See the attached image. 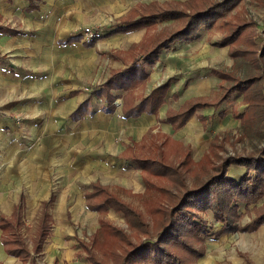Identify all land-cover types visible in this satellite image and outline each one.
<instances>
[{"label":"crops","instance_id":"obj_1","mask_svg":"<svg viewBox=\"0 0 264 264\" xmlns=\"http://www.w3.org/2000/svg\"><path fill=\"white\" fill-rule=\"evenodd\" d=\"M8 1L12 3L18 0ZM20 1L24 10L32 13L40 11L45 0ZM58 1L66 4L65 0ZM57 4L60 8L63 6L61 3ZM86 5L91 11L99 6L89 3ZM128 12L120 15L114 22L97 26L100 38L96 41L83 40L80 32L57 24L56 20L64 18L61 16L51 17L50 22L42 25L44 34L34 35L32 30L0 26V77L5 82L4 91L0 89V264H30V260L36 264H93L88 258V249L100 259L112 263L114 259L110 250H105L107 245L100 241V252L97 242L93 243L94 237L100 232L102 219L118 227H125L105 218L110 210L116 211L113 208L104 213L105 217L100 210L91 209L87 193L93 190L95 182H99L141 210L121 192L145 196L143 171L137 166L144 185V190L141 191L133 190L123 180L109 184L95 176L87 182V177L82 174L87 175V170L95 168L99 163L96 159L101 156H112L122 161L120 168H131L127 164L135 162L129 156L133 153L140 155L141 147L145 146L142 155L147 156L157 150L155 144L149 148L153 135L162 138V141L156 140L160 145L168 138L170 143L177 146V150L182 149L177 157L172 152L171 159L175 160L185 151H190L192 155L195 136L202 135L204 131L207 136L202 157L210 152L214 135H219L216 130L218 128L215 129L216 117L224 119L228 115L223 104L233 95L217 106L209 104L199 107L183 124L173 125L169 115L178 113L196 100L216 102L222 89L215 99L191 94L182 97L183 102L179 107L170 105L171 97L177 98L179 92L177 72H170V64L178 62L181 67H186L188 51L180 52L177 57L169 56L167 52L171 46L164 47L153 58L155 60L150 62L143 54L147 49L137 46L149 28L120 33L100 30L105 25L119 23ZM72 20L75 25L73 29H78L77 22ZM136 32H141V37L130 40L131 43L124 48L107 42L105 50H100L97 46L100 40L104 42L109 38L118 42L120 36ZM20 37L24 38L23 45L16 47ZM28 42L30 45L24 46ZM217 42L219 41L214 44L217 45ZM164 60L168 70L162 76L163 71L159 67ZM133 65L136 66L133 69L136 71L134 80L129 79L130 73L122 75L123 71ZM185 69L182 68L181 71H186ZM124 77L126 78L121 79ZM173 77L165 92L164 101L157 108L138 105L154 89ZM129 80L133 82L130 86ZM141 84H144L145 91L138 96L141 89L139 91L137 85ZM22 89L31 93L32 101L25 98L18 100L22 96ZM134 89L137 94L135 103L123 102L122 94ZM3 96L6 101H3ZM118 98L122 99L121 103ZM246 106L247 104L244 109ZM238 108L231 107L229 114L241 121L235 114L245 110L243 107ZM18 113L30 116L31 119H26L28 132L17 127ZM71 124L75 129L69 128ZM100 130L105 132L104 137L99 136ZM71 155H75V158H71ZM192 159L194 160V155ZM103 166L106 165H101L100 168ZM229 168V174H239L233 176L235 178H240L245 172L242 166L233 164ZM81 180L87 182V188L81 191L74 189L73 183L77 184ZM96 213L99 218L92 221L91 216L96 217ZM75 217L82 219L78 224H83L82 230L85 231L90 230L88 226L97 221L94 231H87V239L79 237ZM44 218H47V234L38 252L35 245ZM124 220L127 225L126 218ZM3 224L7 225L4 227ZM221 227L220 223V228L210 233L212 236L201 237L197 249L202 254L191 264H264V224L256 230L217 234ZM16 235L21 237L30 251L25 261L12 253L13 245H6ZM71 236L73 240L66 242V237Z\"/></svg>","mask_w":264,"mask_h":264},{"label":"trees","instance_id":"obj_2","mask_svg":"<svg viewBox=\"0 0 264 264\" xmlns=\"http://www.w3.org/2000/svg\"><path fill=\"white\" fill-rule=\"evenodd\" d=\"M241 1L217 0L206 6L195 7L191 10H182L179 7L155 10L149 6L150 10L148 12L138 13V10H135L134 14L127 15L119 23L105 25L100 30L104 32L106 30L119 33L130 32L140 28H151L163 20L182 18L184 22L176 30H170L171 32L159 41L154 39V42L150 43L148 47L145 48L144 46V49L147 50L143 54L146 59L153 62L155 60L153 58L157 57L164 47L171 46L179 40L187 43L194 41L202 26L213 27L217 25L222 17H226ZM240 18L236 20L235 27L230 30V33L221 37V41L217 42V45H232L233 50L231 52L235 58H248L260 70L257 73L252 72L248 76H240L223 68L222 70L213 68L212 71L217 76L226 77L231 81L229 86L223 85L218 100L216 102L196 100L194 103H189L187 107L178 113L169 115L168 118L173 125L180 126L199 107L209 104L217 106L230 98L231 95L241 94L247 106L244 109L245 111L235 115L241 119L244 126L248 127L246 129L255 130L256 135L261 139L262 145L257 146L247 154L226 156L216 165L215 172L210 177L195 186H188L184 183L185 170L182 169L192 160L191 152L185 151L178 159H171L172 152H175L178 156L182 149L177 150V146L170 143L168 138L163 144L156 145L157 150L148 156L134 153L130 155L129 157L135 162L136 166H139L143 171L146 195L152 194L153 190H159L171 197V199L169 198L170 201H166V204L161 200H158L157 204H153L152 200L147 203L149 214L153 217L152 225L145 214L131 202L123 200L117 193L109 190L107 186L95 182L92 185L93 190L87 193L91 209H98L104 215L110 208H113L126 218L128 225L136 229L138 235L135 240L129 235V230L113 225L106 219L101 220L100 232L94 237L93 243L97 242V245L101 241V243L106 244L105 250H110L109 253L117 264H188V262L191 264L202 254L201 250L198 251L197 249L198 241L202 236H208L211 233L207 220L202 218L200 212H213L215 219L222 226L217 234L256 230L260 224L264 223V212H261L249 223L241 224V226L235 224L238 213L237 208L241 203L248 207L256 204L264 197V36L263 40L258 43L250 30V26L255 24L254 21H240ZM262 30H264V27ZM237 44L240 45L237 46ZM136 62L137 60L135 64ZM134 65L123 71L122 75L126 76L130 73L129 79L134 80L136 75V71L133 70L136 67ZM173 79L174 77L170 78L164 85L154 89L138 105L150 106L153 109L157 108L164 101L165 92L169 89ZM132 80H129L128 86L133 84ZM217 139L218 134L214 135L210 150L214 147L220 148ZM233 164L245 168V172L240 178H235L229 174V167ZM146 172H150L149 174H154L157 177L179 176V185L183 189L175 192L163 185L156 187L146 176ZM6 225L3 224L4 227ZM11 225L14 227L13 224ZM46 231L47 218H44L35 245V250L38 252L47 234ZM99 236L101 237L99 238ZM10 244L14 247L11 250L13 254L20 256L24 261L29 257L30 251L20 236L11 237L6 242L7 246ZM88 258L91 259L93 264H114V261L111 263L100 259L96 253L89 249ZM30 261V264H36L35 261Z\"/></svg>","mask_w":264,"mask_h":264},{"label":"rangeland","instance_id":"obj_3","mask_svg":"<svg viewBox=\"0 0 264 264\" xmlns=\"http://www.w3.org/2000/svg\"><path fill=\"white\" fill-rule=\"evenodd\" d=\"M65 3L62 1L59 2L58 0H45L42 2L41 10L40 11H33L32 13H27L23 7L22 1H12L10 3L8 0H0V26L1 27H14V28H23L27 31L32 30L34 32V35L37 34H44V29L42 25L47 24V21H51V17H64L61 19L56 20V23L62 26H67L68 29H72L71 31H77L82 34L83 40L91 41V39H94L96 41L99 39L100 32L97 30V26L103 25L102 23L108 22H114L119 18L120 15L125 13L126 11H129L126 15L134 14L135 10H138L137 12H148L151 9H162V8H181L182 10H191L195 7H203L208 4H210L212 1L217 0H65ZM263 0H242L240 3H238L235 8H233L226 17H222V19L217 23V25L213 27H204L202 26L201 29L198 31L196 35V39L192 41L190 45L187 44L185 41L179 40L175 44H172L170 47V50L167 52V54L178 56L180 55V52L182 51H188L187 57V66L181 67V63L176 62V64H173L171 62V69L170 72L176 70L178 83H179V92L178 97L170 99V105L173 107H179L180 104L183 102L182 97L190 96L191 94L194 95H202L205 97H209L212 99H215L218 97L221 89H223V85H230L231 81H229L226 77H220L213 73L212 69H220L222 70H228L231 73L234 72V74H239L241 76H248L252 72L257 73L260 69L257 68L254 63L248 58H235L232 54L233 46L229 45H221V47H218V45H215L214 43L216 41H221V37L225 34L230 33V30H232L235 27L236 20L240 18V21H254L255 24L250 26V30L253 33V37H255L256 41L259 43L263 40L264 36V1ZM190 2V3H189ZM51 3V4H50ZM57 3H61V8ZM87 3L93 5L97 4L98 7L94 8L92 11L91 9L88 10ZM22 5V6H20ZM66 6V7H65ZM150 6V7H149ZM72 19H75L78 25V29L74 28V23ZM184 20L181 19H167L163 20L162 22L157 23L156 25H153V27L149 28L147 33H145L142 37V41L137 45L139 48L141 47H148V45L152 42H154V39H157L158 41L162 39L165 35L170 33V30L177 29L182 25ZM31 32V31H30ZM142 33L136 32L133 35H127V36H120V38L117 39L118 42L113 41L112 39L105 40L104 42L101 40L98 42V45L100 50L106 48V44H113L117 46H123V48L131 43L130 40H133L134 38L141 37ZM32 36L33 35H28ZM19 42H17L16 47L21 46L23 43L22 37ZM31 39V38H28ZM107 42V43H105ZM105 43V44H104ZM103 44V45H102ZM30 45L29 42L25 43L24 46ZM240 44H237L239 46ZM236 46V47H237ZM238 48V47H237ZM143 49V48H142ZM175 54V55H174ZM104 61V59H102ZM166 60V59H165ZM162 61L160 64L159 69L163 71L162 76L164 75L166 69L167 62ZM102 61V62H103ZM173 61V59L171 60ZM168 65V66H170ZM182 68H186V71H181ZM23 78L25 76H22ZM0 82V89L4 91L5 82L2 81L3 78H1ZM139 88L138 90L141 91L138 93V96L140 94H143V91H145L144 84H141L140 86L137 85ZM137 88V87H136ZM135 90L130 91L128 93H123L124 96L123 102L126 103H135L137 98V94H135ZM147 91V90H146ZM22 96L18 98L20 100L21 98H25L28 101H32V95L29 92H25L24 89L21 90ZM117 99V98H116ZM119 102H122L121 98H118ZM3 101H6V98L3 96ZM118 102V101H117ZM225 106V110L228 111V115L224 117V119H218L216 117V125L215 129L219 132L218 135V145L220 148L214 147L210 152H208L209 155L202 156V152L205 150V146L207 144L206 140V134L205 131L200 136H195V141L192 144L193 147V153L194 160L190 161L188 164L182 167L183 170H185V177H184V183L188 184V186H195L197 183L207 179L210 177L214 172V168L218 163H220L226 156L228 155H239V154H247L251 151H253L257 146L262 145L261 139L256 135L255 130L253 129H246L247 126H244V123L233 117V115H230L231 107L237 108L243 107L246 105V101L244 100V97L242 95H233L227 102L223 104ZM236 109V110H237ZM235 110V109H234ZM21 112V111H20ZM19 116L16 118L17 120V127L19 129H22L25 132L27 131V122L28 118L30 116L27 115H21L22 113H18ZM31 119V118H30ZM218 119V120H217ZM18 120H20L18 122ZM34 120V119H32ZM31 120V121H32ZM37 123V121H36ZM69 123V122H68ZM67 123V125H68ZM68 128V126H67ZM71 129H75L74 125H70ZM214 129V127H213ZM209 133V132H207ZM196 134V133H195ZM210 134V133H209ZM105 132L100 130L99 136L104 137ZM206 136V137H205ZM205 137V138H204ZM162 141L161 137H158L157 135L152 136L151 144H155L159 146V142ZM105 147V144L102 145ZM145 150V146L141 147V153L143 154ZM152 150V149H151ZM207 154V153H206ZM177 157V155H175ZM200 157V158H199ZM71 158H75V155H71ZM175 158V157H174ZM99 163L95 165V168L87 170V175L82 174L83 176L87 177V182L91 178H95V176L101 177L105 182L109 184H113V182H121L123 180L124 183H128L133 190L141 191L144 190V185L141 182V175L139 169L135 164H127L128 166H131V168H120L119 166H122V161H118L112 156L109 157H99V159H96ZM115 164V165H114ZM119 164V165H117ZM177 164V163H176ZM101 165L103 168H100ZM114 165V166H113ZM117 167L118 169L114 168ZM89 168V167H88ZM181 169V170H182ZM190 169V170H189ZM189 170V171H188ZM236 172V171H235ZM150 173V172H149ZM146 172V176L156 185V187H159L161 185L170 188V190L179 192L182 191L183 187H180V177L173 175L171 177H157L154 176V174H149ZM232 176L239 175L238 173H230ZM83 177H81L82 179ZM118 178V179H116ZM237 178V177H236ZM84 180H81L79 183L74 184V189L77 188V190L87 188L88 184ZM135 191V192H136ZM139 193V192H137ZM121 194L125 195L124 197L128 198L132 202H134L136 205H138L141 208V212L145 214L146 218L150 221L152 225L153 217L151 216L150 211H148V205L150 200L153 201V204H157L158 200L163 201L165 204L170 201L171 197L170 195H165L161 193L159 190H153L152 194H148L146 196H133L129 195L125 192H121ZM163 198V199H159ZM170 198V199H169ZM167 201V202H166ZM143 208V209H142ZM237 216L235 220V224L238 226H241V224L249 223L261 212H264V198H262L260 201L256 202L255 205H251L249 207H245V205L241 204L237 208ZM202 215V218L207 220L208 227L210 228V232L213 230H216L220 228V223L215 220L213 212L205 211L200 212ZM96 217L91 216V219L99 218L98 214L96 213ZM105 217V215H103ZM82 218V217H79ZM105 218H110L116 223H119L120 225H124V229L129 230V235H131L132 238L135 240L137 239L138 235L136 234V229L131 228L128 223L126 225L125 223V217L117 211L110 210L109 214ZM109 219V220H110ZM76 221V224H78L79 220L77 217L74 219ZM264 223L260 224L263 225ZM97 225V221L94 223H91L90 230H87L88 232L94 231L95 226ZM84 228L83 224L77 225V232L79 237H84L87 239V231L82 230ZM240 232V231H236ZM242 233V232H241ZM210 236H212L210 234ZM73 240V237H66V242L69 240ZM246 243V242H245ZM104 244V243H103ZM100 248L99 251L101 252V244H98ZM116 263V260L113 262Z\"/></svg>","mask_w":264,"mask_h":264}]
</instances>
